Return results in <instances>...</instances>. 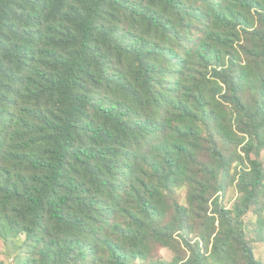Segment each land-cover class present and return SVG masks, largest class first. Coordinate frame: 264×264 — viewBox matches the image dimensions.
Segmentation results:
<instances>
[{
    "label": "trees",
    "instance_id": "16d2710c",
    "mask_svg": "<svg viewBox=\"0 0 264 264\" xmlns=\"http://www.w3.org/2000/svg\"><path fill=\"white\" fill-rule=\"evenodd\" d=\"M0 242L264 264V0H0Z\"/></svg>",
    "mask_w": 264,
    "mask_h": 264
},
{
    "label": "rangeland",
    "instance_id": "374dc122",
    "mask_svg": "<svg viewBox=\"0 0 264 264\" xmlns=\"http://www.w3.org/2000/svg\"><path fill=\"white\" fill-rule=\"evenodd\" d=\"M235 196H236V193H235L234 189L230 188L228 190V192L226 193V198L224 200V205L230 206L232 204ZM162 254H163V257L165 259H168L170 257V254L168 253L167 250H163ZM255 255L258 258H263L264 257V248L262 247V245L255 244ZM0 258L3 259V262L5 264H12V262H10L11 258H9L7 256L6 251L4 249V246H3V244L1 242H0Z\"/></svg>",
    "mask_w": 264,
    "mask_h": 264
},
{
    "label": "built area",
    "instance_id": "2783aa9c",
    "mask_svg": "<svg viewBox=\"0 0 264 264\" xmlns=\"http://www.w3.org/2000/svg\"><path fill=\"white\" fill-rule=\"evenodd\" d=\"M10 262H12V264H13V260L12 259H10Z\"/></svg>",
    "mask_w": 264,
    "mask_h": 264
}]
</instances>
